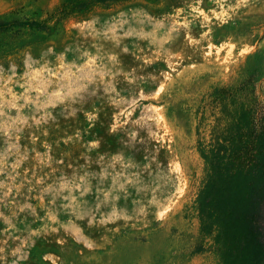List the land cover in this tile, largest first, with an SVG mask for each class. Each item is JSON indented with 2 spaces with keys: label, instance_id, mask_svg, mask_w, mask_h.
Here are the masks:
<instances>
[{
  "label": "rangeland",
  "instance_id": "obj_1",
  "mask_svg": "<svg viewBox=\"0 0 264 264\" xmlns=\"http://www.w3.org/2000/svg\"><path fill=\"white\" fill-rule=\"evenodd\" d=\"M58 2L0 0V264H218L197 140L227 122L223 96L264 131V0L21 24ZM253 226L264 242V202Z\"/></svg>",
  "mask_w": 264,
  "mask_h": 264
},
{
  "label": "trees",
  "instance_id": "obj_2",
  "mask_svg": "<svg viewBox=\"0 0 264 264\" xmlns=\"http://www.w3.org/2000/svg\"><path fill=\"white\" fill-rule=\"evenodd\" d=\"M134 1L59 0L42 22L21 24L43 30L51 20L86 16L100 6ZM225 97L218 118L227 122L212 131L213 141L206 146L197 140L206 167L194 199L199 230L212 241L218 264H264V242L253 231V220L264 202V131L252 134L249 110L234 95L227 102Z\"/></svg>",
  "mask_w": 264,
  "mask_h": 264
},
{
  "label": "bare ground",
  "instance_id": "obj_3",
  "mask_svg": "<svg viewBox=\"0 0 264 264\" xmlns=\"http://www.w3.org/2000/svg\"><path fill=\"white\" fill-rule=\"evenodd\" d=\"M161 144V143H160Z\"/></svg>",
  "mask_w": 264,
  "mask_h": 264
}]
</instances>
